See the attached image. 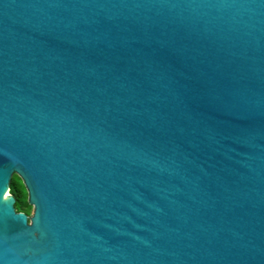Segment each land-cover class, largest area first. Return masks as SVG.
<instances>
[{
  "label": "water",
  "instance_id": "95a60500",
  "mask_svg": "<svg viewBox=\"0 0 264 264\" xmlns=\"http://www.w3.org/2000/svg\"><path fill=\"white\" fill-rule=\"evenodd\" d=\"M0 264H264V0H0Z\"/></svg>",
  "mask_w": 264,
  "mask_h": 264
},
{
  "label": "trees",
  "instance_id": "16d2710c",
  "mask_svg": "<svg viewBox=\"0 0 264 264\" xmlns=\"http://www.w3.org/2000/svg\"><path fill=\"white\" fill-rule=\"evenodd\" d=\"M11 194L15 197V207L17 211H23L24 208L29 205L27 202V192L22 183L21 178L14 174L10 182Z\"/></svg>",
  "mask_w": 264,
  "mask_h": 264
},
{
  "label": "rangeland",
  "instance_id": "374dc122",
  "mask_svg": "<svg viewBox=\"0 0 264 264\" xmlns=\"http://www.w3.org/2000/svg\"><path fill=\"white\" fill-rule=\"evenodd\" d=\"M9 193H11V192L9 191ZM23 212L28 213L29 215H31L32 212H33V207H32L31 205H27V206L24 208Z\"/></svg>",
  "mask_w": 264,
  "mask_h": 264
},
{
  "label": "bare ground",
  "instance_id": "6f19581e",
  "mask_svg": "<svg viewBox=\"0 0 264 264\" xmlns=\"http://www.w3.org/2000/svg\"><path fill=\"white\" fill-rule=\"evenodd\" d=\"M7 193H9V192H7Z\"/></svg>",
  "mask_w": 264,
  "mask_h": 264
},
{
  "label": "flooded vegetation",
  "instance_id": "af4514ba",
  "mask_svg": "<svg viewBox=\"0 0 264 264\" xmlns=\"http://www.w3.org/2000/svg\"><path fill=\"white\" fill-rule=\"evenodd\" d=\"M28 214V213H27ZM29 215V214H28Z\"/></svg>",
  "mask_w": 264,
  "mask_h": 264
}]
</instances>
